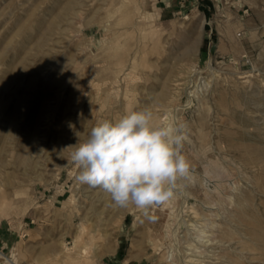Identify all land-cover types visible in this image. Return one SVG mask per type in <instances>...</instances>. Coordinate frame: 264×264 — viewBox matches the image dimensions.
<instances>
[{
	"label": "rangeland",
	"instance_id": "rangeland-1",
	"mask_svg": "<svg viewBox=\"0 0 264 264\" xmlns=\"http://www.w3.org/2000/svg\"><path fill=\"white\" fill-rule=\"evenodd\" d=\"M145 109L192 173L152 219L70 158ZM1 235L0 264H264V0H0Z\"/></svg>",
	"mask_w": 264,
	"mask_h": 264
},
{
	"label": "clouds",
	"instance_id": "clouds-1",
	"mask_svg": "<svg viewBox=\"0 0 264 264\" xmlns=\"http://www.w3.org/2000/svg\"><path fill=\"white\" fill-rule=\"evenodd\" d=\"M187 125H156L150 110H133L118 120H102L71 153L76 181L108 193L115 206H134L149 219L191 178L183 153Z\"/></svg>",
	"mask_w": 264,
	"mask_h": 264
},
{
	"label": "crops",
	"instance_id": "crops-1",
	"mask_svg": "<svg viewBox=\"0 0 264 264\" xmlns=\"http://www.w3.org/2000/svg\"><path fill=\"white\" fill-rule=\"evenodd\" d=\"M3 230H5V229H3ZM3 232H4V234H5V231H2L1 233H2V235H3ZM2 235L0 236V238H2ZM4 239V238H3Z\"/></svg>",
	"mask_w": 264,
	"mask_h": 264
}]
</instances>
